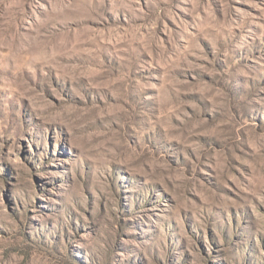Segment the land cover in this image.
Returning <instances> with one entry per match:
<instances>
[{"label":"rangeland","instance_id":"374dc122","mask_svg":"<svg viewBox=\"0 0 264 264\" xmlns=\"http://www.w3.org/2000/svg\"><path fill=\"white\" fill-rule=\"evenodd\" d=\"M0 264H264V0H0Z\"/></svg>","mask_w":264,"mask_h":264}]
</instances>
